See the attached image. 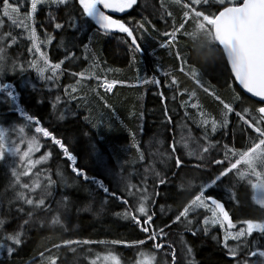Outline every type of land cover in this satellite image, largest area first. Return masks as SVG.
<instances>
[{"label":"trees","instance_id":"obj_1","mask_svg":"<svg viewBox=\"0 0 264 264\" xmlns=\"http://www.w3.org/2000/svg\"><path fill=\"white\" fill-rule=\"evenodd\" d=\"M240 2L135 0L125 34L0 0V264H264V116L207 20Z\"/></svg>","mask_w":264,"mask_h":264},{"label":"water","instance_id":"obj_2","mask_svg":"<svg viewBox=\"0 0 264 264\" xmlns=\"http://www.w3.org/2000/svg\"><path fill=\"white\" fill-rule=\"evenodd\" d=\"M78 3L89 10V5L83 6L87 0ZM87 15L93 19L91 13ZM93 20L102 31L126 30L111 17ZM209 22L236 86L264 107V0H241L237 5L224 6ZM215 207L221 212L220 205L215 203Z\"/></svg>","mask_w":264,"mask_h":264},{"label":"rangeland","instance_id":"obj_3","mask_svg":"<svg viewBox=\"0 0 264 264\" xmlns=\"http://www.w3.org/2000/svg\"><path fill=\"white\" fill-rule=\"evenodd\" d=\"M19 2V4L21 6H29V10L28 12L31 14L36 6V4L39 2V1H52V2H65L66 0H31L30 3L28 5H26V0H17ZM80 1H83V0H80ZM92 1V0H90ZM230 1H234V0H230ZM135 0H129L128 4H125L122 9L120 10V12H123L125 11L126 9H128L129 7H131L133 4H134ZM83 6H85V4H83ZM88 13H91L93 19H96L95 18V14L88 10V9H85ZM96 22V20H94ZM130 34V32H129ZM170 40H174L173 38L170 39ZM106 84H110L112 85L113 82L112 81H105ZM258 155L255 156V158H257ZM253 201L261 206V207H264V181L263 183H255L254 184V195H253ZM194 206H195V209L197 208H205V209H208L210 211V220L212 222H215V223H220V224H224L226 223L228 226L232 227L231 224H229L227 221H223L220 217V214L217 213L216 211V208L215 206H212V205H209L208 203H206L207 201H204L203 199L199 198V197H195L194 198ZM253 228H258V229H262L264 228V224H262L261 226L254 223H248V230L250 229H253ZM247 227L246 226H239L238 228L236 229H233L231 231H228V235L229 236H237V235H241L243 233H245Z\"/></svg>","mask_w":264,"mask_h":264},{"label":"bare ground","instance_id":"obj_4","mask_svg":"<svg viewBox=\"0 0 264 264\" xmlns=\"http://www.w3.org/2000/svg\"><path fill=\"white\" fill-rule=\"evenodd\" d=\"M112 8H110V10H111ZM109 10V11H110ZM123 13H125L124 11L121 13V14H123ZM99 17H110V16H106V15H99ZM111 18H113V17H111ZM115 19V18H114ZM116 20V19H115ZM207 20L209 21V19L207 18ZM117 21V20H116ZM117 22H119L120 24H122L123 26H124V28L126 29L125 31H114V32H123V33H125V34H129V32H130V28L128 27V25H126V24H123L121 21H117ZM144 30H145V28H143ZM171 38H174V36H171V37H169L168 39H166V41H164L161 45H160V47H162L163 45H165ZM40 40H43V39H40ZM146 54V53H145ZM152 58H153V56L151 55V54H146L145 55V61H144V64L145 65H147V62H149L150 64H152ZM147 69L149 70V71H151L152 70V68L151 67H148L147 66V68H146V70L145 71H147ZM93 70L94 69H88L87 70V72H93ZM84 72H86V71H84ZM102 74H101V71H99V69L94 73V76H96V77H99V76H101ZM113 84H117V82H113ZM131 84H132V80H130V81H128V82H125V85H127V86H131ZM259 111L261 112V114L264 116V107H261L260 109H259ZM60 119V116H58L57 117V120H59ZM198 148H199V146H198ZM196 151H198L196 148H194ZM200 149V148H199ZM209 149H211V147H209L208 148V150ZM219 149H220V146H215V147H213L211 150H210V152H209V154H208V157L210 158V157H214V156H216V153H217V151L219 152ZM201 150V149H200ZM195 151V152H196ZM202 151V150H201ZM234 184H235V182H228V183H226L225 185H224V188L225 189H228V190H230L231 188L233 189V190H235V186H234ZM229 206H230V209H232V213L234 214V217H235V219L236 220H241V218H242V216H240V214L238 213V211H237V208H236V205H234V204H232V203H230L229 204ZM249 218L250 217H252V216H254V215H256V216H258L259 215V213L258 212H248L247 214H246ZM70 242L69 241H63V242H61V243H59V244H57V246L58 247H64V246H68V245H70L69 244ZM186 246H188V245H186ZM37 257H38V255H37Z\"/></svg>","mask_w":264,"mask_h":264},{"label":"flooded vegetation","instance_id":"obj_5","mask_svg":"<svg viewBox=\"0 0 264 264\" xmlns=\"http://www.w3.org/2000/svg\"><path fill=\"white\" fill-rule=\"evenodd\" d=\"M88 3L85 5H89V10L95 14V17H99V15H106L115 18L117 21H120L118 16L121 15L122 12L120 10L125 4H128L129 0H87ZM102 3H99V2ZM135 3V2H134ZM132 7V6H131ZM131 7L126 9L124 12L129 10ZM110 8H112L110 10ZM110 10V11H109Z\"/></svg>","mask_w":264,"mask_h":264},{"label":"crops","instance_id":"obj_6","mask_svg":"<svg viewBox=\"0 0 264 264\" xmlns=\"http://www.w3.org/2000/svg\"><path fill=\"white\" fill-rule=\"evenodd\" d=\"M260 108H261V107H260ZM260 108H259V109H260ZM259 112H260V111H259ZM260 113H261V112H260Z\"/></svg>","mask_w":264,"mask_h":264}]
</instances>
